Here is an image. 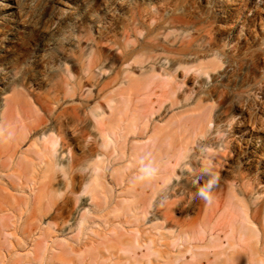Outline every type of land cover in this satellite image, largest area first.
<instances>
[{"label":"rangeland","instance_id":"374dc122","mask_svg":"<svg viewBox=\"0 0 264 264\" xmlns=\"http://www.w3.org/2000/svg\"><path fill=\"white\" fill-rule=\"evenodd\" d=\"M7 112L45 175L42 227L80 243L87 217L74 264H262L264 0H0ZM141 158L165 181L133 183Z\"/></svg>","mask_w":264,"mask_h":264},{"label":"bare ground","instance_id":"6f19581e","mask_svg":"<svg viewBox=\"0 0 264 264\" xmlns=\"http://www.w3.org/2000/svg\"><path fill=\"white\" fill-rule=\"evenodd\" d=\"M15 103L18 105L17 100ZM4 120L0 126V264H74L72 256L86 250L84 237L88 228L84 223L88 222L87 217H84V222H80L79 225V232H83L84 235L80 243L77 237L76 239L67 237L60 245L57 233L67 232L69 229L62 227L61 224L42 227V219L50 212L41 208L42 200L47 197L46 185L41 180L45 175L37 170L35 160L27 154L25 159L18 158L19 140L23 137L12 136L17 127V119L7 112ZM45 142L52 143L54 147L57 145V141L50 137L46 138ZM169 159L168 165L172 163V159L170 157ZM178 162L179 158L175 164ZM2 175L7 176L10 181L2 182V178L5 179L1 177ZM100 177L99 175V179ZM161 179L165 181L164 175L158 174L155 181L159 182ZM25 185L32 188L28 196L20 197L14 193L25 192ZM158 187L159 183L152 188L154 193L158 191ZM38 231L43 237L35 239L34 234ZM25 250H28V253L23 256L21 252ZM261 261L264 264V259Z\"/></svg>","mask_w":264,"mask_h":264},{"label":"clouds","instance_id":"9594fccd","mask_svg":"<svg viewBox=\"0 0 264 264\" xmlns=\"http://www.w3.org/2000/svg\"><path fill=\"white\" fill-rule=\"evenodd\" d=\"M159 166L156 160H148L145 162L143 158L138 161L135 174L132 177L133 183H139L145 186L150 185L159 174ZM207 178L206 180L204 178ZM199 178L204 180L196 192V196L211 205L214 202V190L217 188L220 180L219 173L215 172L210 166L204 167L199 172Z\"/></svg>","mask_w":264,"mask_h":264}]
</instances>
